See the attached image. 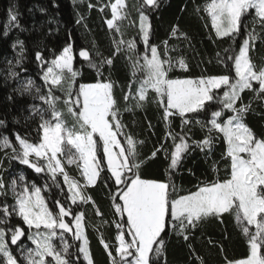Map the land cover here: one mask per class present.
<instances>
[{"label": "snow or ice", "instance_id": "snow-or-ice-1", "mask_svg": "<svg viewBox=\"0 0 264 264\" xmlns=\"http://www.w3.org/2000/svg\"><path fill=\"white\" fill-rule=\"evenodd\" d=\"M158 6V0H140L139 31L145 51L143 55L137 53L135 59L129 56L132 79L126 89H121L123 108L114 92L117 84L103 77V65L111 68L112 56L102 57L97 63L89 50L79 51V56L96 70L99 79L95 83L76 85L80 73L73 66L71 45L64 47L44 71L43 80L48 90L38 99L47 108L38 110L41 113L38 140L29 142L17 134L15 139L19 149L7 138L0 147L10 148L13 159L36 173L48 175L68 203L56 199L52 208L42 195L49 191L48 185L41 188L33 183L29 187L27 183L18 185L15 179L5 185L0 177V195H5L4 190L10 187L15 198L12 211L4 206L0 212L4 217L15 213L27 226V232L20 226L10 230L0 228V264H80L81 256L86 264H95L89 247L86 214L80 209V205L88 204L101 217V225L111 223L116 228L114 244L105 241L97 228L110 264H159L165 255L169 233L190 241L206 221L214 219L223 223L225 214L234 215L248 246L245 258L230 260L225 256L226 264H264V137H258L244 122V115L251 105L243 103L242 98V93L248 90L256 99L264 100V66L258 67L250 55L259 37L255 28L242 33L243 18L250 10H254V23L264 29V0H211L207 4L205 10L211 17L217 38H242L236 48L224 49L226 55L223 58L217 53L219 62L225 65V73L198 79L171 78L169 73L174 67L187 71V63L180 57L174 65L167 53V41L163 53L157 46L149 44L151 24L146 9ZM106 7H110L112 14L106 24L110 30L119 33L117 22L128 16L126 0H115ZM9 15L12 21L16 20L15 14L10 12ZM173 35H177L176 29ZM124 43L129 51H135V41L125 42L121 38L119 44ZM36 58L48 63L39 52ZM54 89L62 91L63 97L56 95ZM150 92L154 94V102L163 109L168 131L164 142L154 148L150 156L142 158L139 146L144 141L125 131L127 125L122 112L134 114L143 109L149 102ZM59 103L64 109L57 107ZM44 112H48L47 117ZM65 112L72 117L71 126L64 118ZM225 112L231 115L225 118ZM193 113L210 115L206 122L195 120L207 128V135L201 140H192L183 127L179 133L171 129V118L178 116L182 126L189 125L195 119L189 115ZM213 133L217 135L213 136ZM216 139H222L226 145L222 158L229 161L227 177L204 181L196 190L179 194L172 175L185 153L193 144L201 151H211ZM168 140L172 141L170 148L166 146ZM161 152L169 160L165 173L168 179L143 177L141 170L146 161L156 159ZM72 165L78 170L79 178L68 172L67 168ZM213 170H216L215 166ZM104 173L107 175H102ZM19 179L25 181L24 176ZM99 182L109 190L114 215L110 222L87 191ZM74 205L77 206L75 209ZM7 222L0 218V225ZM25 236L35 247L27 249L21 259L14 255L9 241L16 245ZM68 236L79 242L75 254L70 252L73 245ZM56 239L60 241L59 246L54 243ZM209 243L216 246L218 242L209 240ZM188 247L197 255L200 264H204L191 243ZM220 250L224 251L223 245Z\"/></svg>", "mask_w": 264, "mask_h": 264}, {"label": "trees", "instance_id": "trees-1", "mask_svg": "<svg viewBox=\"0 0 264 264\" xmlns=\"http://www.w3.org/2000/svg\"><path fill=\"white\" fill-rule=\"evenodd\" d=\"M114 2L115 0H0V144L7 138L19 149L15 139L17 134L29 142L38 140L37 128L41 116L38 110L47 108V105L38 99L41 93L46 94L48 90L42 75L48 63L69 45L74 54L73 66L80 73L75 81L77 86L95 83L99 79L96 70L89 67L87 61L80 59L81 49L89 50L97 63L102 57H113L111 68L103 65V77L117 84L114 92L120 101V107L123 108L121 89H126L132 79L129 56L135 59L137 53L143 55L145 45L139 31L140 0H126L128 16L117 22L120 26L119 33L114 29L110 30L106 24V20L111 18V9L106 5ZM210 2L211 0H158V7L146 9L151 24L149 44L157 46L163 53L164 42L167 41V53L172 57L174 65L180 57H183L188 65L187 71L174 67L169 73L171 78L198 79L201 76L225 73V65L219 62L217 53L223 58L226 55L224 49H234L241 42V36H237L235 40L229 37L223 39L216 37L210 16L205 10ZM89 4L93 7L89 8ZM101 8H104V11H100ZM10 12L15 14V21L11 20ZM243 19L245 26L242 33L255 28L259 37L250 53L251 58L258 67L264 66V29H261L259 23H254V10H250ZM174 29L177 30V35H173ZM121 38L125 42L135 41V51H129L127 43L119 44ZM38 52L48 61L47 64L37 60ZM97 53L101 55L97 56ZM54 91L58 93V90ZM220 91L222 92V89ZM153 96L154 94L150 92L149 102L134 114L122 112V119L127 125L125 131L144 141V144L139 146L142 158L150 156L154 148L164 142L168 131V125L163 119V109L154 102ZM242 98L243 103L251 105L244 115V122L258 137H264V100L256 99L255 94L248 90L242 93ZM44 115L47 117L48 112H44ZM189 115L195 117L189 125L182 126L178 116L171 118L172 131L179 133L183 127L184 132L190 135L192 140L203 139L207 135V128L195 123V120L206 122L210 115L206 116L204 113ZM230 115L229 112L224 114L225 118ZM216 135L213 133V136ZM171 143L172 141L168 140L166 146L170 148ZM225 148L222 139L214 141L211 151L208 149L201 151L193 144L185 153L178 170L172 175L177 192L186 194L196 190L204 181L226 178L230 167L229 161L222 158ZM12 156L10 148L0 147V177L3 178L5 185H10L13 179L17 180L18 184L19 176H24L25 181L22 182L27 183L29 187L33 183L41 188L49 186V191L42 192V195L47 198L50 207H55L56 199L68 203L48 175L36 173ZM168 164L169 160L165 159L164 153L161 152L156 159L146 161L141 174L146 178L167 180L165 173ZM67 170L70 175L79 178L75 165L68 167ZM4 191L6 194L0 195V208L8 206L9 211H12L15 204L13 192L10 187ZM87 191L104 212V218L112 221L114 215L108 198L109 190L99 182L96 187ZM76 207L73 206L74 209ZM80 209L86 214L89 247L95 264H110L108 254L100 243L99 233H103L105 241L114 244L115 226L111 223L101 225V217L95 214L91 204L80 205ZM0 218L8 220L6 224L0 225V228L10 230L13 226H20L26 230L23 221L15 213L11 217H4L3 212H0ZM67 238L73 245L70 252L75 254L78 242L71 236ZM209 240L218 243L213 246ZM189 243L196 250V254L203 258L204 264H226L225 256L230 260H237L245 258L248 254L246 237L237 226L234 215L225 214L223 223L214 219L206 221L195 231L190 241L186 242L182 237L169 233L165 255L159 264H164L165 260L166 264H200L197 255L188 247ZM220 245H223V252ZM10 248L17 256L15 248L11 246ZM80 264H85L82 259Z\"/></svg>", "mask_w": 264, "mask_h": 264}, {"label": "rangeland", "instance_id": "rangeland-1", "mask_svg": "<svg viewBox=\"0 0 264 264\" xmlns=\"http://www.w3.org/2000/svg\"><path fill=\"white\" fill-rule=\"evenodd\" d=\"M112 15V14H111ZM210 19H211V17H210ZM51 62V61H50ZM50 62L48 63V65H47V67L49 66V64H50ZM46 67V68H47ZM46 70V69H45ZM44 70V71H45ZM43 74H44V72H43ZM42 79H43V75H42ZM44 81V80H43ZM79 86V85H78ZM58 93H56V95H59V96H61V97H63V95H64V93L62 92V91H57ZM57 107L58 108H60V109H64V105L62 104V103H59V104H57ZM66 120H67V122H68V125L69 126H71V124H72V117L71 116H69V115H67V113L65 112V117H64ZM17 142V141H16ZM18 144V143H17ZM19 146V145H18ZM31 159H35V157H31ZM70 167V166H69ZM19 178H20V176H19ZM19 181H20V179H19ZM23 184V182L22 181H20L19 183H18V185H22ZM18 190H19V187H18ZM20 218V217H19ZM21 219V218H20ZM22 220V219H21ZM24 224V223H23ZM24 227L26 228V232H27V226L26 225H24ZM10 235H11V231H9L8 232V236L10 237ZM54 241H56V245L57 246H59V244H60V241H59V239H56V240H54ZM75 242H78V241H75ZM9 244H10V241H9ZM78 244H79V242H78ZM35 246L34 245H32V243H31V241H29L28 239H27V236H25V237H22L21 238V240H20V242L14 247L15 249V253L17 254V256L19 257V258H23V255L26 253V251H27V249H29V248H34ZM49 260L51 259L50 257L48 258ZM81 259L83 260V257L81 256ZM84 261V260H83ZM84 263L86 264V261H84Z\"/></svg>", "mask_w": 264, "mask_h": 264}, {"label": "water", "instance_id": "water-1", "mask_svg": "<svg viewBox=\"0 0 264 264\" xmlns=\"http://www.w3.org/2000/svg\"><path fill=\"white\" fill-rule=\"evenodd\" d=\"M80 57V56H79ZM80 59H82L81 57H80ZM83 60V59H82ZM20 242V240L17 242V244ZM16 244V245H17ZM11 247H15L16 245H11V244H9Z\"/></svg>", "mask_w": 264, "mask_h": 264}]
</instances>
